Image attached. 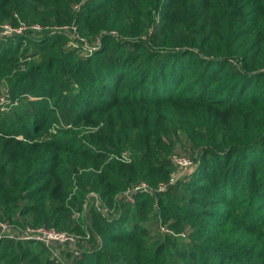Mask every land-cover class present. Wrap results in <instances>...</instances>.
Wrapping results in <instances>:
<instances>
[{"label": "trees", "instance_id": "obj_1", "mask_svg": "<svg viewBox=\"0 0 264 264\" xmlns=\"http://www.w3.org/2000/svg\"><path fill=\"white\" fill-rule=\"evenodd\" d=\"M78 1L0 0V26L76 23L99 43L0 38V219L72 231L92 194L69 264H264V0ZM178 150L187 178L126 200ZM0 264L60 263L4 237Z\"/></svg>", "mask_w": 264, "mask_h": 264}, {"label": "built area", "instance_id": "obj_2", "mask_svg": "<svg viewBox=\"0 0 264 264\" xmlns=\"http://www.w3.org/2000/svg\"><path fill=\"white\" fill-rule=\"evenodd\" d=\"M83 1L84 0H81V2L74 4L73 7L75 9H78ZM57 29L65 32L67 30H72L75 33L77 30V26H75V23H72L71 25L66 24L65 26H59L57 27ZM26 30L41 32L43 30H47V27H42L39 24H32L30 26H27L24 23H21L18 27H12L10 24L6 23L0 26V38L11 36L13 34H21ZM80 40L83 41V39L81 38ZM73 42L74 41L71 40L70 44L73 45ZM86 48L88 49L89 53L95 50V46H87ZM6 100V93H2L0 96V101L2 103H5ZM123 156H126V153H124ZM170 159L175 166V171L170 175L167 182H161L156 187V189L148 185L146 182H139L134 187H132V189L127 190L124 193L126 200L129 202H134L131 194L135 191H163L169 185L176 183L179 180L180 175H188L192 173L196 167L193 157L189 154L174 153L171 155ZM102 212L104 214H107L108 209L102 208ZM162 230L171 233V231L167 228L162 227ZM4 237H10L17 240H33L39 242L46 247L51 257L60 264H69L68 258H65L64 251H68L69 253L73 254L78 253L75 249V246L77 245V237L71 232L58 230L54 227L25 225L17 231L9 221L0 219V241Z\"/></svg>", "mask_w": 264, "mask_h": 264}, {"label": "rangeland", "instance_id": "obj_3", "mask_svg": "<svg viewBox=\"0 0 264 264\" xmlns=\"http://www.w3.org/2000/svg\"><path fill=\"white\" fill-rule=\"evenodd\" d=\"M81 2V0H80ZM79 3V1L77 2ZM74 6V4H73ZM73 10L75 9L74 7H72ZM34 24H39L41 25L42 27H47V33L52 35V34H57V33H61V34H64L66 36V41L65 43H60L58 45V47L60 49H71V48H77L79 50V52L81 54H88L89 51L88 49L86 48L87 46L89 47H93V46H96L98 45V40H96V42L92 41V42H87L84 38V36L82 34H80V32L78 31V26L77 24L75 23V26H77V30L76 32L74 33L72 30H67L66 32L65 31H62V30H59L57 29V27L59 26H65L66 24L68 23H46V24H41V23H34ZM68 25H71V24H68ZM46 31V30H45ZM112 34L116 35L115 32H112ZM28 35V33H27ZM78 36V37H76ZM83 39V41L80 40ZM73 40V45L70 44V41ZM181 151V150H180ZM174 153H184V152H179V150L177 152H173ZM185 154H189L191 156L192 152L191 151H188V153H185ZM195 170V169H194ZM191 174V173H190ZM190 174H186V175H180L179 179H184V178H187ZM76 191V189H74L72 191V194L73 192ZM93 197H95L94 195L92 194H88V198L86 199L85 202H83V208H82V211L81 213L77 214V217H76V224L78 225L77 226V229H74L72 231H68V232H71L73 233L76 237H77V245L75 246V249L77 250V252H82V250H84V247H85V242L87 241H90L91 239L88 240V232L86 230V226H85V222L87 221V219H85L84 217V213H88V201H92ZM98 201H96L97 203ZM4 220H7V219H4ZM9 222L14 226V228L18 231V229L22 228L23 225H20L19 223L13 221V220H9ZM90 225V224H89ZM25 226V225H24ZM65 231V230H64ZM67 231V230H66ZM171 233L173 232L174 234L175 231H172L170 230ZM181 234L183 235H186L187 232H182ZM91 235V234H90ZM177 235V234H176ZM30 246H34V244L30 243ZM64 255H65V258L66 257H69V261L71 262V256L73 255H76V254H71L69 253L68 251H64ZM70 255V256H69Z\"/></svg>", "mask_w": 264, "mask_h": 264}]
</instances>
